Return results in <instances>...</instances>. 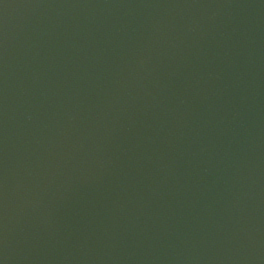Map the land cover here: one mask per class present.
Instances as JSON below:
<instances>
[{
	"label": "water",
	"instance_id": "water-1",
	"mask_svg": "<svg viewBox=\"0 0 264 264\" xmlns=\"http://www.w3.org/2000/svg\"><path fill=\"white\" fill-rule=\"evenodd\" d=\"M0 264H264V0H0Z\"/></svg>",
	"mask_w": 264,
	"mask_h": 264
}]
</instances>
